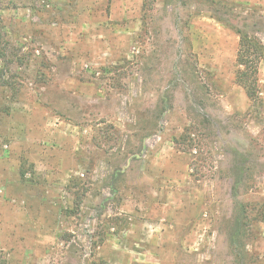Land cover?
Here are the masks:
<instances>
[{
	"label": "rangeland",
	"instance_id": "obj_1",
	"mask_svg": "<svg viewBox=\"0 0 264 264\" xmlns=\"http://www.w3.org/2000/svg\"><path fill=\"white\" fill-rule=\"evenodd\" d=\"M263 206L264 0H0V264H264Z\"/></svg>",
	"mask_w": 264,
	"mask_h": 264
},
{
	"label": "trees",
	"instance_id": "obj_2",
	"mask_svg": "<svg viewBox=\"0 0 264 264\" xmlns=\"http://www.w3.org/2000/svg\"><path fill=\"white\" fill-rule=\"evenodd\" d=\"M240 35V48L237 55L239 69L237 71L236 80L244 88L247 97L253 103V101L255 102L257 100L259 63L263 59V53L259 46L260 43L256 39H252L248 34ZM244 172H247L246 168H237L236 180L233 184V197L239 196L240 189L245 188L247 184V181L244 180L243 177ZM247 207L249 206H241L240 211L243 209V219L241 218L240 220L236 217L233 223L234 229L231 233L232 238L241 237L240 235L243 233L242 229L250 225V217L247 212L248 210H246ZM257 219L264 223V209L257 214Z\"/></svg>",
	"mask_w": 264,
	"mask_h": 264
}]
</instances>
